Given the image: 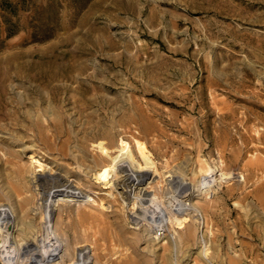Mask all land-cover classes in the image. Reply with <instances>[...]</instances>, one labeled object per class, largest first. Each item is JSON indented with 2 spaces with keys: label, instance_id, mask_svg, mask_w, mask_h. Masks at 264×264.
I'll return each instance as SVG.
<instances>
[{
  "label": "rangeland",
  "instance_id": "374dc122",
  "mask_svg": "<svg viewBox=\"0 0 264 264\" xmlns=\"http://www.w3.org/2000/svg\"><path fill=\"white\" fill-rule=\"evenodd\" d=\"M0 216V264H264V0H0Z\"/></svg>",
  "mask_w": 264,
  "mask_h": 264
},
{
  "label": "bare ground",
  "instance_id": "6f19581e",
  "mask_svg": "<svg viewBox=\"0 0 264 264\" xmlns=\"http://www.w3.org/2000/svg\"><path fill=\"white\" fill-rule=\"evenodd\" d=\"M98 145V144H97ZM99 147H100V149H101V152H105V153H107V154H109L111 157H112V161L113 162H116L117 161V159H121V161L123 162V161H125V160H132V158L130 157V154H129V152H125V154H124V157L125 156H127L129 159H123L122 157L123 156H121L120 158L119 157H116V156H112L111 154H113V153H111L110 152V149H109V147L106 145V144H104V143H99ZM120 153L122 152V150L121 151H119ZM120 156V155H119ZM126 158V157H125ZM31 160H32V163L33 164H35L36 166H38L39 168H38V170L39 171H43V170H46V164L41 160V159H39L38 157H36L35 155H31ZM133 161V160H132ZM133 162H135V161H133ZM136 163V162H135ZM32 164V165H33ZM125 164H127V163H125ZM129 164V163H128ZM138 164V163H137ZM30 165V164H29ZM109 165H111V164H109ZM140 166H138V167H141V171H142V168H144L143 167V164H139ZM34 166V165H33ZM131 166V165H130ZM100 167V166H99ZM136 167V166H135ZM29 168V167H28ZM117 168V167H116ZM111 169H112V167H111ZM120 169V168H119ZM121 169H123V170H121L122 171V173L123 172H125L123 175H122V179H121V182H123V186H125V183H127V184H131V182L133 183L134 182V184L136 183V184H141V183H143V179L140 177V175L138 174V171L136 170V169H134L133 167L131 168H129V167H127V165H123L122 166V168ZM36 171V170H35ZM144 171V170H143ZM30 172V171H29ZM110 171H109V167H107V166H105V167H102V168H98V170H96V172H95V175H94V177L95 178H97L98 180H100L101 182H103L104 184H109V183H111L112 181H111V179H110V177L111 176H109L110 175ZM142 173H144V172H142ZM208 174V173H207ZM46 176V175H45ZM44 176V177H45ZM50 177V176H49ZM93 178V177H92ZM36 179L38 180V181H41L42 179H43V175L42 174H37L36 175ZM120 179V178H119ZM147 181H149V180H147ZM93 183V182H92ZM117 183V182H116ZM115 183V184H116ZM120 183V182H119ZM118 183V184H119ZM146 183V182H145ZM149 183H152V181H149ZM155 183V182H154ZM70 184V183H69ZM62 185H60V187H61ZM69 186V185H68ZM70 186H72V185H70ZM132 186V185H131ZM143 187H142V189H144L145 191H143V193L145 192H150L151 191V189H148V188H151V186H153V185H142ZM64 187V186H63ZM63 187H61V188H63ZM73 187V186H72ZM71 187V188H72ZM133 187V186H132ZM136 187V186H135ZM69 188V187H68ZM77 188V187H76ZM117 188V187H116ZM125 188V187H124ZM134 188V187H133ZM232 188V187H231ZM78 189V188H77ZM79 190V189H78ZM231 190V189H230ZM111 191V190H110ZM125 192H128L127 191V189H126V191ZM152 192V191H151ZM141 193V192H140ZM148 193H146L148 196L150 195V193L148 194ZM57 195H63V196H69V197H77V196H80V194L77 192V190L75 191V188L74 189H69V190H66V189H60V188H58V189H55L54 191H51L50 192V194H49V197L51 198V196H53V197H55V196H57ZM124 195V194H123ZM48 196V195H47ZM57 197H59V196H57ZM61 197V196H60ZM59 197V199H61ZM145 198V197H144ZM156 196L155 195H152V197H146L145 198V200H153V199H155L156 200ZM62 199H63V197H62ZM65 199V198H64ZM47 200V199H46ZM154 200V201H155ZM103 201V200H102ZM45 202V201H44ZM49 203H50V201H49ZM102 203V202H101ZM136 204H137V202H136ZM139 204V203H138ZM51 205V204H50ZM145 204H143V206H144ZM45 206V205H44ZM47 206V205H46ZM49 207V206H48ZM102 207V206H101ZM138 207V206H137ZM52 208V207H51ZM51 208L48 210V211H50L51 212ZM104 209V208H103ZM53 210V209H52ZM47 211V212H48ZM136 211V210H135ZM49 212V213H50ZM131 213V212H130ZM45 215V214H44ZM51 216V215H50ZM85 217V216H84ZM83 217V218H84ZM156 218H158L157 220L159 221L158 223V225H161L163 222H162V220L163 219H161L162 217H161V215H157V216H155ZM2 217L0 216V222L2 221V219H1ZM33 221V220H32ZM169 222V221H168ZM27 224V223H26ZM84 235V234H83ZM4 238V237H3ZM1 238H0V245L2 244L1 243ZM75 249H76V247H74ZM67 251V250H66ZM73 251H74V249H73ZM65 254V253H64ZM63 256L64 255H61L60 256V260H56L55 262H54V264H61V261L63 260ZM62 258V259H61Z\"/></svg>",
  "mask_w": 264,
  "mask_h": 264
},
{
  "label": "built area",
  "instance_id": "2783aa9c",
  "mask_svg": "<svg viewBox=\"0 0 264 264\" xmlns=\"http://www.w3.org/2000/svg\"><path fill=\"white\" fill-rule=\"evenodd\" d=\"M155 231L157 232L158 236H164L166 235V229L162 226L157 225L155 227Z\"/></svg>",
  "mask_w": 264,
  "mask_h": 264
}]
</instances>
